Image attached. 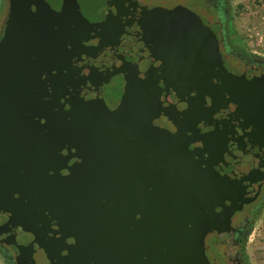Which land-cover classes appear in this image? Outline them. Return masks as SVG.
I'll list each match as a JSON object with an SVG mask.
<instances>
[{
    "label": "water",
    "instance_id": "obj_1",
    "mask_svg": "<svg viewBox=\"0 0 264 264\" xmlns=\"http://www.w3.org/2000/svg\"><path fill=\"white\" fill-rule=\"evenodd\" d=\"M180 4L9 0L0 246L13 264H212L264 186V72ZM236 214L233 218L232 216Z\"/></svg>",
    "mask_w": 264,
    "mask_h": 264
},
{
    "label": "rangeland",
    "instance_id": "obj_2",
    "mask_svg": "<svg viewBox=\"0 0 264 264\" xmlns=\"http://www.w3.org/2000/svg\"><path fill=\"white\" fill-rule=\"evenodd\" d=\"M150 5L169 7L182 4L197 12L203 13L201 7L209 5L199 0H139ZM227 14L226 31L232 38V44L245 54L264 57V0H226ZM6 8L5 0H0V22ZM212 10V9H211ZM205 12V11H204ZM210 12V9H209ZM1 25V24H0ZM264 192V189H263ZM248 205H244L242 213H247ZM238 214V213H236ZM230 232H212L204 238L205 256L216 264L228 263L233 259L237 247L231 243ZM239 264H264V203L251 222L250 230L244 240L243 249L239 254ZM0 264H6L0 255Z\"/></svg>",
    "mask_w": 264,
    "mask_h": 264
},
{
    "label": "flooded vegetation",
    "instance_id": "obj_3",
    "mask_svg": "<svg viewBox=\"0 0 264 264\" xmlns=\"http://www.w3.org/2000/svg\"><path fill=\"white\" fill-rule=\"evenodd\" d=\"M202 2V5L207 3L209 8H203L202 12H197L196 10L186 7L185 5L180 4L181 6L187 8L190 12H196L199 15L203 16L213 29H217L221 33V41L218 44V50L221 56L223 57L224 67L233 74H240L244 70H258L264 72V57H256L251 54H245L240 52L234 44H232V38L226 31V20L229 18L227 14V1L226 0H199ZM6 8L4 10V16L0 22V37L3 32L5 20L9 10V0H5ZM148 8L158 5H150L146 3ZM210 9V12H209ZM212 9V10H211ZM205 11V12H204ZM231 42H230V41ZM264 186L260 189L258 197L252 203L248 204L249 210L247 213H243L242 216L236 218V222H233V230L230 232L231 243L237 247L235 251L234 258L228 259V263L239 264L241 258L239 254L243 249L244 240L250 230L251 222L254 220L258 213V206H260L264 201ZM236 213L232 216V218ZM206 252V251H205ZM0 255L7 259L11 264H13V257L16 255V252L12 246H0ZM211 263L216 264L211 258Z\"/></svg>",
    "mask_w": 264,
    "mask_h": 264
},
{
    "label": "trees",
    "instance_id": "obj_4",
    "mask_svg": "<svg viewBox=\"0 0 264 264\" xmlns=\"http://www.w3.org/2000/svg\"><path fill=\"white\" fill-rule=\"evenodd\" d=\"M263 203H264V201H263ZM261 206H262V204L260 205V206H258V210L257 211H259L260 209H261ZM2 257V256H1ZM2 259L4 260V262L6 263V264H11L7 259H5L4 257H2Z\"/></svg>",
    "mask_w": 264,
    "mask_h": 264
}]
</instances>
